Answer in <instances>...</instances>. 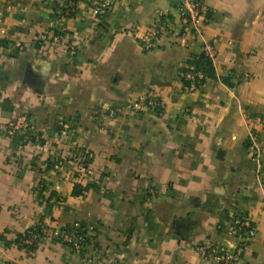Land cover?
<instances>
[{
    "label": "crops",
    "instance_id": "obj_1",
    "mask_svg": "<svg viewBox=\"0 0 264 264\" xmlns=\"http://www.w3.org/2000/svg\"><path fill=\"white\" fill-rule=\"evenodd\" d=\"M98 1L0 0V261L213 264L195 247L233 251L244 214L255 235L232 264H264V153L248 147L252 133L264 152V0H200V38L178 0H110L103 18ZM206 45L213 77L191 90L180 71ZM149 92L161 112L130 111ZM22 117L32 128L8 136ZM35 226L84 246L28 249Z\"/></svg>",
    "mask_w": 264,
    "mask_h": 264
},
{
    "label": "built area",
    "instance_id": "obj_2",
    "mask_svg": "<svg viewBox=\"0 0 264 264\" xmlns=\"http://www.w3.org/2000/svg\"><path fill=\"white\" fill-rule=\"evenodd\" d=\"M178 15L180 22L183 25L184 31H191L192 36L195 38H200L202 35L203 20V8L201 6L200 0H178ZM110 10V0H99L98 3L93 7V15L97 18H103ZM167 23L161 26L154 27L146 39L145 47L151 48L155 45V40L161 34L168 33ZM52 41L59 43L61 42V34L55 32L52 35ZM209 58L213 57V50L209 46H204L202 48ZM188 82L187 88L195 90L199 81L201 79L200 73H193L191 71L185 72L180 75ZM132 112H142L146 109L153 111L154 113H160L162 109L161 102L155 97L153 92H149L144 98L137 102H134L129 107ZM61 126L66 127L65 124ZM31 129V125L27 122L26 118L22 117L17 121L9 123L5 130L8 136H13L15 132L20 129ZM59 138V136L57 137ZM249 150L253 155V159L256 162H260L263 157V151L257 146V136L255 134L249 135ZM75 160H80V167H83V172L88 174L91 170L87 164L86 153L75 150L74 151ZM35 227L31 228L32 231ZM231 233L234 235L237 241V246L233 251H227L220 246L208 247L205 245H198L195 247V252L199 258L205 261H209L213 264H232L251 241L255 235V227L251 223L248 216L244 214H239L234 218L233 224L230 228ZM28 236L22 241L23 245L28 249L32 247L42 236H50L56 241L62 242L68 246L72 251H80L84 246V237L80 229L77 228H62L57 230H41L39 233L29 232ZM0 264H5L0 261Z\"/></svg>",
    "mask_w": 264,
    "mask_h": 264
},
{
    "label": "trees",
    "instance_id": "obj_3",
    "mask_svg": "<svg viewBox=\"0 0 264 264\" xmlns=\"http://www.w3.org/2000/svg\"><path fill=\"white\" fill-rule=\"evenodd\" d=\"M188 71H191L195 74L200 73L201 79L197 87L202 85L206 79L213 77V66H212L211 58H209L204 52H200L199 54L192 55L190 60L187 62V65L180 71V75ZM181 81L186 87L188 86V82L185 81L184 78H181ZM77 163H80V160H78ZM79 176L81 175L77 174V177ZM40 231L41 229L38 226H35V229H32V231L28 230L24 234V236L20 238L19 241L22 242L28 236V234H30L29 232L39 233ZM29 249H32V247H29Z\"/></svg>",
    "mask_w": 264,
    "mask_h": 264
},
{
    "label": "clouds",
    "instance_id": "obj_4",
    "mask_svg": "<svg viewBox=\"0 0 264 264\" xmlns=\"http://www.w3.org/2000/svg\"><path fill=\"white\" fill-rule=\"evenodd\" d=\"M42 71H43V72H47V71H48V67H47V65L42 66Z\"/></svg>",
    "mask_w": 264,
    "mask_h": 264
}]
</instances>
